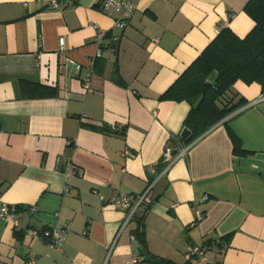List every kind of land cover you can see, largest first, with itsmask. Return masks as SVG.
<instances>
[{
	"label": "crops",
	"instance_id": "1",
	"mask_svg": "<svg viewBox=\"0 0 264 264\" xmlns=\"http://www.w3.org/2000/svg\"><path fill=\"white\" fill-rule=\"evenodd\" d=\"M52 1L0 0V197L20 207L19 228L0 222V264H148L135 216L122 228L111 200L150 182L149 253L186 264L192 247L231 234L223 251L206 246L208 264H264L261 85L236 81L246 104L182 143L187 154L162 176L160 162L190 110L160 95L221 22L239 37L252 30L249 0H132L123 29L96 0ZM224 122L245 155L233 154ZM56 225L69 228L61 250L45 244Z\"/></svg>",
	"mask_w": 264,
	"mask_h": 264
},
{
	"label": "trees",
	"instance_id": "2",
	"mask_svg": "<svg viewBox=\"0 0 264 264\" xmlns=\"http://www.w3.org/2000/svg\"><path fill=\"white\" fill-rule=\"evenodd\" d=\"M244 11L254 22L252 30L246 36L239 37L228 27L221 28L201 54L160 95L161 100L185 101L190 105L183 128L189 129L191 135L186 140H182L178 135L173 137V145L190 143L246 104V100L233 90L236 81L240 80L245 84L257 83L264 89V0H249ZM211 74L215 75L214 84L209 79ZM54 93L50 91L46 95ZM201 95H203L201 103L194 108L193 103ZM224 124L232 142L233 154L245 155L240 139L226 122ZM149 206L151 204L135 215L136 228L133 233L143 245L142 262L175 264L149 253L146 249L144 218ZM16 208L17 211L20 210V207ZM230 239L231 234H228L218 240L209 239L203 245L206 247L215 243L216 247L223 251L229 245ZM186 264L190 263L187 261Z\"/></svg>",
	"mask_w": 264,
	"mask_h": 264
},
{
	"label": "built area",
	"instance_id": "3",
	"mask_svg": "<svg viewBox=\"0 0 264 264\" xmlns=\"http://www.w3.org/2000/svg\"><path fill=\"white\" fill-rule=\"evenodd\" d=\"M61 2L58 0H53L51 2L52 8H58L61 6ZM96 5L101 10H107L112 9L116 11L119 16L117 19H115V25L119 27L120 29H123L125 25L129 22L131 17L134 13V5L132 0H96ZM220 29L227 27L226 22H221L219 24ZM219 29V30H220ZM63 45V42H61V46ZM98 56H100V51L97 53ZM72 66L75 71H79L81 69V65L78 63H72ZM92 74V71H88L86 75H84L83 80L85 82H88L90 79V76ZM261 99H264V94H262ZM190 146H167L161 156L160 162L163 165V170L161 173L162 175H165L170 166L173 164V162L181 157H184L189 149ZM152 170V168H150ZM154 182L148 183L145 190L136 195V196H130L128 194H119L115 198L111 200V203L118 209L125 212V221L123 223L122 228L130 221L132 218L137 214L138 210L142 206H147L153 203V199L150 196V192L153 189ZM102 199V198H101ZM0 222L10 224L14 229L19 228L18 223V211L16 206L9 205L5 203L1 197H0ZM69 228L68 226H59L56 225L55 227L48 229L44 231V234L47 238L46 246L51 249H57L61 250L62 246L64 244L66 234L68 232ZM30 234L34 236H38V231L35 229H29L28 231ZM115 241L111 243L108 250V255L110 254L113 245ZM108 257V256H107ZM35 256L30 257L26 264H35ZM187 261L190 264H208L207 258H206V247L204 245H198L195 247H192L190 250ZM104 264H110L108 263L107 259L105 260ZM129 264H139L138 260L134 259Z\"/></svg>",
	"mask_w": 264,
	"mask_h": 264
},
{
	"label": "water",
	"instance_id": "4",
	"mask_svg": "<svg viewBox=\"0 0 264 264\" xmlns=\"http://www.w3.org/2000/svg\"><path fill=\"white\" fill-rule=\"evenodd\" d=\"M209 79H210V82H211L212 84L215 83V75H214V74H211V75L209 76ZM202 99H203V95L199 96V98H197V100L193 103V107H194V108H197V107L199 106V104L201 103ZM179 135H180V138H181L182 140H186V139H188L189 136L191 135V132H190L189 129H187L186 127H184V128H182V130H181V132H180Z\"/></svg>",
	"mask_w": 264,
	"mask_h": 264
}]
</instances>
